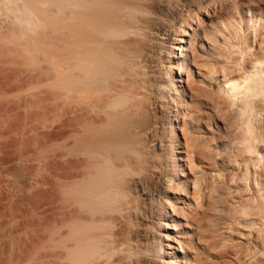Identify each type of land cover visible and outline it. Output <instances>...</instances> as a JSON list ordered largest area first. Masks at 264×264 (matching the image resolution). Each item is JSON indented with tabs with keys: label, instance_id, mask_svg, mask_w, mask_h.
I'll list each match as a JSON object with an SVG mask.
<instances>
[{
	"label": "bare ground",
	"instance_id": "1",
	"mask_svg": "<svg viewBox=\"0 0 264 264\" xmlns=\"http://www.w3.org/2000/svg\"><path fill=\"white\" fill-rule=\"evenodd\" d=\"M193 3L196 9L209 5L201 0H0V70L13 71V79H7L17 86L51 89L43 88L41 95L8 94L0 84V264H151L147 255L164 249L151 238L148 219L155 217L153 200L170 189L177 170L172 148L178 139L171 116L165 118L171 106L177 114L182 97L171 75L177 28L170 23L172 8L185 7L188 14L176 21L183 29L197 11L186 8ZM241 20L219 19L206 33L211 49L220 53L239 39ZM26 56L47 63L27 69ZM250 62L246 73L224 75L221 84L235 106L229 119L233 133L224 148L246 163L242 183L249 178L248 164L264 166V51ZM19 111L40 117L21 119L14 129L10 119L21 118ZM36 132L37 142L26 145L25 136ZM158 136L165 137L162 157L169 163L160 162ZM8 139L15 152L6 160ZM158 167L167 188H158ZM258 173L255 168L256 185L264 183V171L260 178ZM157 204L161 212L163 203ZM254 208L264 224V204L254 201L236 210L247 215Z\"/></svg>",
	"mask_w": 264,
	"mask_h": 264
},
{
	"label": "rangeland",
	"instance_id": "2",
	"mask_svg": "<svg viewBox=\"0 0 264 264\" xmlns=\"http://www.w3.org/2000/svg\"><path fill=\"white\" fill-rule=\"evenodd\" d=\"M201 1L204 5L209 3V0ZM234 1L225 0L216 5L209 3L206 9H196L194 3L191 4L186 8L192 9V14L197 11L188 19L183 29L178 27L182 21H176L188 14L185 7L172 8L174 21L170 24L173 29L177 28V37L176 44H173L174 53L171 54V75L174 87L181 92L182 97L177 114L173 115L177 108L171 106V112L165 118L167 120L171 116L172 127L178 139L174 143L176 147L172 148L177 170L170 189L166 187V178L160 167L155 170L160 184L158 188L167 189L165 193L156 195L152 202V216L155 217L148 219L150 226L152 225L149 231L151 238L159 239L164 248L159 255H147L151 264H264V224L256 215L257 208L247 215L236 210L239 205L253 204L254 201L264 204V183L256 185L253 174L256 168L260 172L257 174L260 178L264 166L248 164L249 178L242 183L240 178L246 163H239L234 158V152L229 147L224 148L233 133L229 119L235 106L229 104L230 97L221 90L224 75H243L246 67L251 66L250 61L264 51V0ZM229 17L242 19L238 31L240 37L230 40V44L224 46V51L219 53L211 49L206 33L219 19ZM217 33L221 37L226 30ZM173 37L174 35L170 40ZM167 44L171 46L168 42ZM247 44L249 49H245ZM242 50L246 51V55L239 61ZM164 54L165 50L162 55ZM23 58L24 67L30 70L47 63V60L42 61L38 57L42 62L37 59L38 63L34 62L29 56ZM165 65L168 63H164L163 67ZM6 70L8 69L0 70L5 72H0V84L8 94L40 92L41 95L43 88L46 91L50 89L45 85L39 86L41 84L17 86L9 82L8 77H14L13 71L8 70L7 73ZM47 96L42 99L49 98ZM30 112L26 117L20 112L21 118L17 116L18 119H10L13 121V128L19 125L21 119L27 118L28 121L25 120L29 122L40 117ZM6 127L5 130H8V124ZM164 127L170 129L169 124ZM39 135L40 132H36L25 136L28 138L24 139L25 144L37 142ZM164 140V136H158L154 143L157 146L162 143L163 150L157 151L161 156L160 162L166 164L171 160L162 157L166 146ZM7 142L11 148L3 143V148L8 151L3 149L5 158L2 156L9 160L14 156L15 149L10 144L13 140ZM161 166L164 167V164ZM170 169L171 166H166V173ZM159 200L163 203L162 211L156 212L160 207L157 204ZM157 214L161 215L160 222L156 219ZM251 222L255 224L249 226Z\"/></svg>",
	"mask_w": 264,
	"mask_h": 264
}]
</instances>
